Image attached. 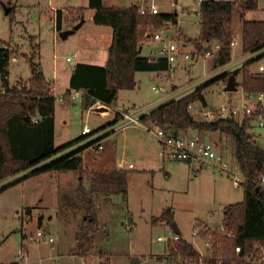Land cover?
Instances as JSON below:
<instances>
[{
  "label": "rangeland",
  "instance_id": "rangeland-1",
  "mask_svg": "<svg viewBox=\"0 0 264 264\" xmlns=\"http://www.w3.org/2000/svg\"><path fill=\"white\" fill-rule=\"evenodd\" d=\"M76 2L87 4V0H68V4ZM104 2L111 3L114 0ZM144 2L147 5L155 4L159 12L172 11L175 7L179 15V25L190 35H197L198 16L195 11L188 12L186 9L197 7L199 0ZM63 4L64 0H0V41L9 46L8 78L11 84H23L29 80L31 59L40 64L50 79L54 71L53 55H58L59 64L64 63L63 56L71 52L75 36L68 34V38H62L60 31L57 39H62V42L54 46L53 16L50 15L52 5ZM6 8L11 10L6 13ZM69 11L72 14L68 13L63 27L73 19L88 16V7H84L81 13ZM245 18L264 19V0H258L257 9L248 11ZM239 21V11L235 9L230 21L225 23V28H231L236 40L231 61L246 57L241 51ZM146 29L153 32L158 28L148 24ZM171 34L181 44V36L176 28L171 30ZM38 41L39 48L34 47ZM146 52L147 49L143 47L142 53ZM12 55L17 60H12ZM217 56L200 55L191 62L189 69L183 68L182 59L179 58L167 86H182L188 82L205 80L213 71V59H217ZM262 60L264 61V56L253 61L249 69L257 71ZM239 69H243L242 66ZM59 72L60 78H63L64 71ZM135 79V87L120 89L116 99L108 105L99 103L88 109V103L85 102L68 98L56 100L54 145L61 146L75 140L86 126L96 129L110 123L116 117L117 106L139 108L150 105L158 97L152 85H158V80L161 79H157L150 71H138ZM222 83L219 79L203 88L206 103L195 101L189 109L194 119L204 121V115L201 114L203 110L229 101L233 104L239 101L243 92L240 84H236L235 90L226 91ZM236 119L242 121L241 117ZM248 131L264 147V127L252 123ZM179 133L184 136L198 135L212 142L232 165L236 164L233 139L226 131L186 128ZM101 143L103 148L100 150L95 145L84 148L82 167L76 170V174H71L75 175L73 179H63L62 172H57L58 174H52L51 177V174H44L38 178L40 180L29 179L28 184L23 187L20 182L7 184L12 179L11 176L0 181V264H81L82 261L87 264H130L133 260L137 264H176L177 260L168 252L167 240H158V236L167 238L176 233L172 225L157 220L163 210L170 211L180 236L192 243L196 249L204 251L201 238L194 235L196 225L215 227L221 222L224 206L243 199V186L235 185L231 174L211 169L199 170L186 161L170 158L167 153H163L155 135L141 126L130 125L109 132L102 136ZM158 149L159 161L155 157L146 156ZM119 162L123 163L125 170L118 169ZM109 203L115 205H112V214H106ZM43 206L49 208L47 212L42 210ZM54 211L57 214L54 217L57 219L55 225L61 227L60 233L56 231L54 222L49 228L40 225L38 221L41 213L54 214ZM88 216L93 217L95 227L94 247L81 256L79 232L70 236L66 226H72L74 222L79 225L81 218ZM39 226L47 235L53 236V241L28 240L27 235L35 233ZM21 248L23 253L20 255L18 251Z\"/></svg>",
  "mask_w": 264,
  "mask_h": 264
},
{
  "label": "trees",
  "instance_id": "trees-1",
  "mask_svg": "<svg viewBox=\"0 0 264 264\" xmlns=\"http://www.w3.org/2000/svg\"><path fill=\"white\" fill-rule=\"evenodd\" d=\"M88 6L94 10L93 22L108 24L112 27V41L108 50V59L104 65L78 62L74 65L69 80V89H82L83 102L91 106L96 101L111 104L119 89H131L135 86L134 74L140 70H164L168 67L165 58H149L141 55L139 47L149 39L146 26H162L164 21L176 22L177 13L160 12L140 14L138 6L104 5L102 0H88ZM258 0H201L199 4L200 35L193 39L198 51L206 42L218 40L217 64H224L230 59L228 45L231 28L225 23L231 14L239 11L241 24V45L244 52L264 50V19H246L245 12L255 10ZM61 13L56 16V27L61 29ZM264 55V52L242 65V88L245 91H264V73L252 74L250 65ZM10 50L0 48V181L8 176H18L7 184L20 182L32 175L49 171L80 170L82 157L80 152L93 143H80L86 135L61 146L54 145V110L56 99L51 92L39 65L30 60L31 76L26 83L9 85L8 65ZM238 69L227 71L218 77L198 85L194 90L163 102L141 116V120H150L156 126H168L176 132L193 128L198 131L224 130L233 139L234 157L241 174L243 199L227 204L223 209L221 222L234 233V237L218 235L219 249L223 254L220 264H243L231 255L232 245L241 243L249 248L253 240L264 242V186L258 184V178L264 173V147L253 139L248 131L246 120L221 118L214 121L196 120L192 117L188 105L195 101L205 104L203 88L219 79L227 82L230 75L236 76ZM237 84V83H236ZM102 125L96 130L113 123ZM36 119V120H35ZM77 145V146H76ZM155 219V218H154ZM157 220L176 226L169 210H163ZM154 221V220H153ZM95 227L93 217H85L78 233L81 256L94 247ZM168 252L176 264H192L198 251L192 243L180 237L167 243ZM130 264H137L131 261ZM210 264H218L215 261Z\"/></svg>",
  "mask_w": 264,
  "mask_h": 264
},
{
  "label": "built area",
  "instance_id": "built-area-1",
  "mask_svg": "<svg viewBox=\"0 0 264 264\" xmlns=\"http://www.w3.org/2000/svg\"><path fill=\"white\" fill-rule=\"evenodd\" d=\"M201 1V0H200ZM138 12L140 14H157L159 10L155 4L150 5H139ZM149 39L151 42L156 43V48L153 49V59L165 58L167 60L168 67L164 70H157V76L162 80L163 83L159 85H153L152 89L158 94V99L152 102L150 105L139 107V108H116L119 118H117L113 123L102 127L98 130L91 129L86 126L82 129V135L86 137L80 142V144H86L88 142L93 143L96 149H102L103 145L101 143V138L103 135L115 131L117 129H124L130 125L141 126L144 130L152 132L158 139L163 153L176 160H183L190 164H193L197 169H211L217 172H227L232 175L233 182L235 185H242V181L245 180L244 176L241 174L239 167L236 164L232 165L230 160L223 155L216 146L198 135L184 136L180 134L175 129L168 126H150L143 123L141 116L147 114L150 110L158 106L160 103L166 102L171 99H176L192 90H194L199 82H194L183 87L178 91H170L167 88V81L172 76V69L178 64L179 58L182 59V66L184 69H189L191 62L198 56H211L217 52L221 43L218 40H213L206 42L205 47L199 52L197 49L195 52H188L182 50V43L180 44L168 30L166 26L160 27L153 32H149ZM235 41H231L230 44H234ZM7 44L0 41V48H6ZM256 54V53H255ZM71 57H67V60H71ZM243 63L237 65H227L224 69L225 71H232ZM257 70L259 72H264V61L258 65ZM1 76V73H0ZM170 88V86H169ZM224 88V87H223ZM184 90V91H182ZM239 97V101L236 104L224 103L222 105L213 107L208 110H203L201 112L204 115V121H214L221 118H238L241 117L242 121L246 120L252 126L255 123L258 127H264V91H245ZM52 94L56 100H64L66 98L77 100L82 103L84 97V90L82 89H69L64 92L57 93L51 89ZM193 102L188 105L191 109ZM205 106V105H203ZM93 106H89V109ZM36 120V119H35ZM155 127V128H153ZM258 135L261 136L260 133ZM257 140V137H253ZM258 184L264 186V173L261 174L257 181ZM225 235L228 238H233L234 233L228 230L225 225L220 222L215 227H204L202 225H196L194 235L201 238L205 250L198 251V256L194 259L192 264H210V262L215 261L220 264L223 261V254L219 249L218 235ZM178 232L174 233L171 237L158 236V240L175 241L180 239ZM29 241H52L53 237L51 235H46L42 229H37L35 233L27 235ZM18 253L21 255L23 253V248H21ZM231 255L234 259H240L243 264H264V242L260 240H253L249 245V248L244 249L241 243H234L232 245ZM83 260V259H82ZM81 264H87L82 261Z\"/></svg>",
  "mask_w": 264,
  "mask_h": 264
},
{
  "label": "crops",
  "instance_id": "crops-1",
  "mask_svg": "<svg viewBox=\"0 0 264 264\" xmlns=\"http://www.w3.org/2000/svg\"><path fill=\"white\" fill-rule=\"evenodd\" d=\"M122 1H124V0H114V2L107 3V2H104V0H102V2H103L104 5H117V6H129L131 4H135L137 6L142 5V4L143 5H147L146 2H144V0H128V1L126 0L127 2H122ZM64 2H65V4H63V5H56V6H53L52 5L50 7L51 8L50 15H51V17L53 16V24H54L53 31H52V39H53L54 46H56V45L58 46L62 42L61 41L62 39H59V40L57 39L58 38L57 37V33L60 32V31L65 30V29H71L72 28L71 25H74L75 26V25L79 24V27L76 28L70 34L71 36L72 35L75 36L74 37V40H73V43H72V45H73L72 46V50H71V52H67L68 54H66V55L62 54V55H64L63 58L65 59V61H64V63H61V64H59V61L57 60L59 58L58 55L57 54H54L53 55V57H54V63H53L54 64V71H53L52 79L48 78L47 75L45 74V72L43 71L42 67L39 66V68L41 69L42 73L44 74L46 80L50 84V89H53L57 93L64 92L65 90H68L70 76L72 74L74 65L76 63L82 62V63H89V64L104 65L106 63L107 59H108V50H109V46H110L111 41H112V27L110 25H108V24H97V23L93 22V20H92V14H93L94 10L88 6V0H87V4L86 5L79 4V2H76V4H68V0H64ZM199 4H200V0H199ZM84 7H88V16H87V18H80L79 17L78 19H73L72 17H70L73 20L70 21V23H68L67 26L63 27V21L65 19H67L68 13H71L72 14V12L69 11V10H73V12L77 11L78 13H81V11H82V9ZM193 8H196V10H193ZM10 10H11V8H9V11ZM186 11H188V12L189 11H195V13L198 16V21H197L198 33H197L196 36L190 35L185 28H183L181 25H179V15H178L175 7H174V9L172 11H166V12H175V13H177L176 22H172L171 20H167V21H164L163 22L162 26L163 25L166 26L167 27V30L170 33H171V30L174 31L175 28H176L177 29V32H179V34L181 36V39L180 40L182 41L181 42L182 43V50L193 53L197 49V47L195 46V43L193 42V39L198 38L199 35H200L199 5L197 7H191V9H188L187 8ZM58 12L61 13V17H62V19H61V29H58L56 27V25H55L56 24V16H57ZM247 12H245L244 17H246V13ZM239 25H240V32L239 33H240V42H241V24H240V21H239ZM234 35L235 34L232 31L231 32V37H230V42L231 41H235V43L232 44V45L229 43V45H228V48H230L229 49L230 59L226 63L219 65V64L216 63L217 61H216V58L214 57L215 58V59H213L214 65H213V68L211 69L213 71H211L207 75L208 77L205 76L206 77L205 80H203L201 82L199 81L200 82L199 85L200 84H203V83L207 82L208 80H211V79H213L215 77H218L219 75H221V74H223L225 72H227V71H225V69H223L227 65H229V64L230 65L235 64V65L238 66L239 64L244 63L245 61H247L249 59H253L257 55H259L260 53L262 54L264 52V50H260L258 52H244L242 50V45H241L242 54L244 56H246V57H243V58H240V59L231 61L232 48L236 44V40H234ZM34 36L35 35H33V39H34ZM36 37L39 39L38 36H36ZM68 37L69 36L67 35V38ZM31 39H32V37H31ZM205 45H206V43L203 45V48L205 47ZM35 46L39 48V41L35 43L34 47ZM143 47H145L147 49V52L144 53V54L142 53ZM186 47H188V49ZM155 48H156V43L151 42V40L148 39V40H146V41H144V42L141 43V45L139 47V49H140L139 52H140L141 55L148 56L149 58H154L153 51L152 50L155 49ZM201 51H199V52H201ZM215 54H218V51L215 52L211 56H214ZM67 57H71L72 59L71 60H67ZM11 59L12 60H17V57L15 55H12L11 56ZM9 61H10V58H9ZM181 64H182V62H181ZM59 65H61L60 68H59ZM236 69H238V68H236ZM60 70H63L64 71L63 78H60V76H59V73H60L59 71ZM8 71H9V69H8ZM140 71H150V72H153L155 74L156 78L157 79H160L157 76L155 70L154 71L153 70H140ZM137 72L138 71L135 72L134 77H135V75H136ZM250 72L252 74H262V73H264V72H259L258 70L257 71H253L251 69H250ZM242 78H243V71H242V69H239L238 74L236 76V79H238V82L236 81V83L237 84H240L241 88H242V85H241L242 84ZM221 80L223 81L222 85L225 86L226 83L224 82V79H221ZM158 81H159L158 82L159 84L163 83L162 80H158ZM8 82H9V78H8ZM136 83H137V81L135 79V85H136ZM192 83H194V81L193 82H188L185 85H189V84H192ZM9 85L10 86H13L15 84H11L9 82ZM155 85H157V84H155ZM185 85L180 86V85H177V84H171L170 85V88H169V85L167 86V88H168V90L170 89L169 92L170 91H178V90L182 89ZM119 90H118V92H119ZM202 94L204 95L203 90H202ZM158 97L156 99H158ZM204 98H205V95H204ZM99 103L101 104V102L96 101L95 103L92 104V106L93 107L94 106H97ZM102 104H104V103H102ZM118 107L119 106L115 107V110ZM92 108H90V109H92ZM124 108H126V107H124ZM88 109H89V107H88ZM55 113H56V110H54V120H55ZM143 123L155 125L150 120H145V121H143ZM98 150H100V149H98ZM83 153H84V149L80 152V155L82 157V163H83ZM146 156L148 158H150V157H153L154 158L155 157L159 161V158H160L159 149L157 150V152H153L152 154H149L148 153ZM129 165L132 166L131 164H129ZM118 166H120L118 168L119 170H121V171L122 170H125L124 169L125 167L123 166V163L122 162H119V165ZM57 172L60 173V174L62 172L61 177L63 179H69V178L70 179L71 178L73 179V177L75 175H71V174H76L77 171H75V170H67V171H49V172H43V173H40V174H36V175H32L30 177H27L26 179L20 181V184L23 187V186H26L28 184V180L29 179L37 178L36 180H40L38 178L40 176H43L44 174H51L50 175V177H51L53 175L55 176L56 174H58ZM68 172H72V173H68ZM17 176H18V174L11 176L12 177L11 180L15 179ZM41 194H43V190L41 191ZM39 199L42 200L43 197H39ZM112 202L113 201H110V203H112ZM110 203L108 205H110ZM108 205H107V207H109V210L106 208V214L107 213L108 214H112L113 211H114V206L115 205L114 204H111L110 206H108ZM112 205H114V206H112ZM48 209L49 208H47L46 206H43L42 207V210H44L45 212H47ZM55 212L56 211H54V214H46V213L44 214V212L41 213V215H39V217H38V221H39V224L40 225H43L45 227H49L50 224H52V222H54L53 224H54V227L56 228V231L58 233H60L61 232V227H57V225H55V222L57 223V221H56L57 219L54 218V217H57V214ZM222 215H223V212H222ZM45 217H48V219L46 220ZM30 218L32 219V217H30ZM53 218H54V220H53ZM84 218L85 217H82L81 218V221H80V224L79 225L78 224L76 225V223L74 222L72 224V226H66L67 227L66 231L68 232V234L70 236L73 235V233L76 234L77 231L78 232L80 231V228H81V225L83 223V219ZM38 229H41V227L39 226ZM177 231L179 232V230H177ZM48 235H51V234H48ZM46 241H48V240H46ZM73 245H74V242H73ZM80 254H82L81 250H80Z\"/></svg>",
  "mask_w": 264,
  "mask_h": 264
},
{
  "label": "water",
  "instance_id": "water-1",
  "mask_svg": "<svg viewBox=\"0 0 264 264\" xmlns=\"http://www.w3.org/2000/svg\"><path fill=\"white\" fill-rule=\"evenodd\" d=\"M9 12V8H6V13ZM79 27V24L75 25L73 28L71 29H65L63 31L60 32V36L62 38H66L68 34H71L76 28ZM140 51V49H139ZM224 90L226 91H233L236 89V83H235V79H234V76L233 75H230L224 88Z\"/></svg>",
  "mask_w": 264,
  "mask_h": 264
}]
</instances>
